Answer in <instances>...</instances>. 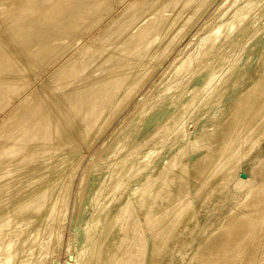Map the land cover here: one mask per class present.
<instances>
[{"label":"bare ground","instance_id":"1","mask_svg":"<svg viewBox=\"0 0 264 264\" xmlns=\"http://www.w3.org/2000/svg\"><path fill=\"white\" fill-rule=\"evenodd\" d=\"M66 223L62 264H264V0H0V264Z\"/></svg>","mask_w":264,"mask_h":264},{"label":"rangeland","instance_id":"2","mask_svg":"<svg viewBox=\"0 0 264 264\" xmlns=\"http://www.w3.org/2000/svg\"><path fill=\"white\" fill-rule=\"evenodd\" d=\"M79 168H81V165H80ZM79 168H78V169H79ZM77 172L79 173V172H80V169L77 170ZM77 175H78V174L76 173V175H75V179H76V176H77ZM70 226H71L70 224L66 223V226H65V229H64V230H65V231H64V233H65V234H64L65 242H63V245H62L61 251H60V253H58V255H57V257H56L58 260H60V264H62V263L64 262L63 260L65 259V255H66V254H70V251H66L67 247L65 246L66 239H67L66 236H67L68 232H69L70 229H71ZM69 227H70V228H69ZM67 229H69V230L67 231ZM190 235H192V233H191ZM188 237H189V235L187 236V238H188ZM63 246H64L66 249H65ZM189 246H190V245H186L185 248L187 249V248H189ZM63 250H64V251H63ZM187 252H189V250H188ZM177 260H178V256L174 255V256H173V259H172V263H174V261L176 262Z\"/></svg>","mask_w":264,"mask_h":264}]
</instances>
